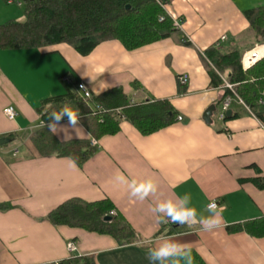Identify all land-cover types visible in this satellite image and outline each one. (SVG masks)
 Masks as SVG:
<instances>
[{"label":"crops","instance_id":"1","mask_svg":"<svg viewBox=\"0 0 264 264\" xmlns=\"http://www.w3.org/2000/svg\"><path fill=\"white\" fill-rule=\"evenodd\" d=\"M168 3L165 12L180 23V36L135 51L119 41L103 42L86 57L67 44L0 49V140H11L0 146V264H58L81 256H92L96 264H151L148 247L170 238L194 249L206 264H264V237L236 229L264 219V189L255 182L264 178V120L227 89L230 72L220 73L204 55L211 47L238 48L243 58L256 54L263 59L264 44L256 42L244 12L264 0ZM19 8L23 5L0 0V26L24 21ZM67 74L71 84L61 81ZM182 76L188 78L186 86L180 84ZM77 82L95 95L122 88L132 105L169 101L176 120L151 134L123 121L117 134L95 139L80 119L81 138L71 128L52 133L62 142L95 141L98 151L81 167L69 158L43 157L31 141L36 130L48 128L39 109L64 95L65 85L77 91ZM228 97L231 114L221 120ZM10 106L18 113L14 121L4 114ZM211 107L215 110L207 121ZM119 174L128 182L152 179L157 191L140 201ZM185 194L198 216L209 215L212 201L223 206L222 226L204 231L199 225L172 224L180 226V233L166 235L163 227L171 225L152 209L169 199L180 205ZM70 199L109 200L136 240L122 246L107 235L53 225L48 216Z\"/></svg>","mask_w":264,"mask_h":264},{"label":"trees","instance_id":"2","mask_svg":"<svg viewBox=\"0 0 264 264\" xmlns=\"http://www.w3.org/2000/svg\"><path fill=\"white\" fill-rule=\"evenodd\" d=\"M24 21H11L0 26V49H29L70 45L83 56L91 55L103 42L119 41L128 51H135L149 44L180 36L172 18L156 0H22ZM166 6L169 0H160ZM129 7V9H128ZM245 17L250 23L257 43L264 44V4L247 10ZM164 18L160 21V18ZM186 40L181 37V41ZM190 44L189 42H187ZM208 61L220 72H230L227 81L236 85L240 99L264 120V58L248 70L242 66L243 53L238 48L223 52L211 47L204 52ZM213 75V74H212ZM69 77L65 75L63 79ZM66 86V93L43 102L39 109L42 121L48 123V113L59 109L64 103L78 111L84 126L95 139L115 135L123 121L130 122L143 134H151L172 124L177 112L169 101H148L132 105L122 88H114L90 98ZM231 95L228 92L226 96ZM47 106L49 108L47 109ZM67 121L65 117L61 122ZM31 141L41 156L71 158L82 166L97 151L90 140L62 142L48 128L36 130ZM264 189V178L255 181ZM116 211L109 201L86 202L70 199L55 210L48 219L59 227L82 229L89 233L107 235L120 245L136 240V233L125 217ZM112 217L105 221V217ZM254 237H264V219L236 228ZM166 235L180 233V226L163 227ZM233 231V229H231ZM193 264H206L191 249ZM58 264H96L92 256L72 257Z\"/></svg>","mask_w":264,"mask_h":264},{"label":"clouds","instance_id":"3","mask_svg":"<svg viewBox=\"0 0 264 264\" xmlns=\"http://www.w3.org/2000/svg\"><path fill=\"white\" fill-rule=\"evenodd\" d=\"M47 127L49 131L58 133L61 130L71 128L75 131L77 138H81L82 129L79 127L80 114L73 110L69 104L64 103L59 111L53 110L48 114ZM67 117V125H62L60 122ZM64 136L63 139H68ZM71 159V158H70ZM73 166L75 161L72 160ZM118 180L128 184L131 189L130 195L138 198L140 201L145 200L149 195L157 191L158 185L152 180L147 181H131L128 182L123 174L118 175ZM181 204L178 205L171 199L159 202L152 211L162 214L161 222H171L181 226L187 225L192 227L199 225L204 231H212L220 228L223 224L222 213L224 207L218 205L215 201L210 202L206 210L208 216H198L197 210L194 207H189L191 197L188 194L180 197ZM114 214V213H113ZM135 246L143 247V245L135 243ZM147 258L151 264H193V256L191 249L186 245L179 243L173 239L162 243L159 247H148Z\"/></svg>","mask_w":264,"mask_h":264},{"label":"built area","instance_id":"4","mask_svg":"<svg viewBox=\"0 0 264 264\" xmlns=\"http://www.w3.org/2000/svg\"><path fill=\"white\" fill-rule=\"evenodd\" d=\"M10 4H17L18 6H22L23 5V1L22 0H7ZM163 8H164V10H165V6H163V4L161 3V1L160 0H156ZM173 19V22H174V27L175 28H180V23L179 22H177L174 18H172ZM164 20V18L162 17V18H160V21H163ZM226 40V37H223L222 38V41H225ZM259 60V58H258V56H256V54H246L245 56H244V58H243V67H244V69L245 70H248L249 68H251L252 66H254L256 63H257V61ZM63 81L65 82V83H67V84H71L72 83V80L69 78V77H65L64 79H63ZM188 78H187V76H182V77H180V84L182 85V86H186L187 84H188ZM226 87H227V89H229L231 92H232V94H234L235 96H236V98H237V100H238V102L239 103H241V104H244V102L237 96V94H236V91H235V86L234 85H232V84H230V83H226ZM78 90L81 92V93H83L84 94V96H85V98H90L91 96V94H90V92H89V90H88V88L84 85V84H79L78 85ZM232 98H230V97H228L224 102H223V108H222V113L220 114V119L221 120H223V119H225V116H226V112L228 111V109H229V107H230V105L232 104ZM4 114H5V116L7 117V119L8 120H10V121H14L15 119H16V117H17V115H18V113H17V111H16V109L14 108V107H12V106H10V107H8V108H6L5 110H4ZM182 118H179V120H181ZM262 127H263V129H264V126L262 125ZM92 146H96L97 144H96V142L95 141H93L92 143ZM216 202V201H215ZM217 203V202H216ZM218 204V203H217ZM114 213V214H113ZM115 215V212H111V216H114ZM173 223H171L170 221L169 222H167V223H164V225H166V226H168V225H172ZM73 249H74V245H73V243H69V250H70V252H72L73 251Z\"/></svg>","mask_w":264,"mask_h":264},{"label":"water","instance_id":"5","mask_svg":"<svg viewBox=\"0 0 264 264\" xmlns=\"http://www.w3.org/2000/svg\"><path fill=\"white\" fill-rule=\"evenodd\" d=\"M128 9H129V7H128ZM214 110H215V108H214V107H211V108L206 112V114H205V116H204L205 120L208 121V120L210 119V117H211V115H212V113H213ZM230 114H231L230 111L227 112V115H230ZM10 142H11L10 139H7V138L1 139V140H0V146L5 145V144L10 143ZM104 220H105V221H111V220H112V217H110V216H106Z\"/></svg>","mask_w":264,"mask_h":264},{"label":"rangeland","instance_id":"6","mask_svg":"<svg viewBox=\"0 0 264 264\" xmlns=\"http://www.w3.org/2000/svg\"><path fill=\"white\" fill-rule=\"evenodd\" d=\"M167 7H170V4L169 3L167 4ZM18 10H20L23 13V10L22 9L19 8Z\"/></svg>","mask_w":264,"mask_h":264}]
</instances>
